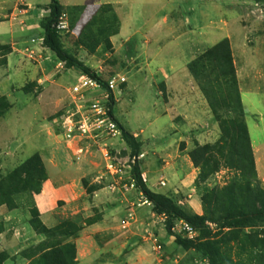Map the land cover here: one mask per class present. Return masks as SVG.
<instances>
[{"label": "rangeland", "instance_id": "rangeland-1", "mask_svg": "<svg viewBox=\"0 0 264 264\" xmlns=\"http://www.w3.org/2000/svg\"><path fill=\"white\" fill-rule=\"evenodd\" d=\"M59 2L64 49L104 81L127 79L113 115L141 144L148 188L213 221L264 210V0ZM79 75L43 37L0 39V264H45L48 243L67 264H208L128 188L125 141L61 136ZM69 224L77 239L62 236ZM208 239L220 264H264V220Z\"/></svg>", "mask_w": 264, "mask_h": 264}, {"label": "trees", "instance_id": "trees-1", "mask_svg": "<svg viewBox=\"0 0 264 264\" xmlns=\"http://www.w3.org/2000/svg\"><path fill=\"white\" fill-rule=\"evenodd\" d=\"M48 12L49 16L41 22V28L44 30V47L50 50L62 63H65L69 69H77L92 78L98 79L103 84H106L101 77L96 75L84 65V63L77 60L64 49L60 40L59 31L56 29V25L63 13V7L59 0H50ZM114 103V99L111 98L110 108L112 116ZM120 128L122 130L123 139L131 151V156L135 159L131 173L135 187L143 197L154 206V210L157 213L162 214L167 218V230L169 234H172L176 221H184L199 232L200 239L197 240L177 237V243L183 249L196 251L202 255L208 264H220L215 243L208 239L212 231L209 224H213L216 230L224 231L253 227L257 222L264 220V210L251 213L239 210L230 212L213 221L206 215H198L188 210L185 204L181 201L151 191L143 179L138 161L141 152V144L133 135L123 129V127L120 126ZM35 226L40 234L46 235L47 239H54L59 236V228L47 230L42 226L40 219L35 220ZM65 228L67 229V227ZM67 230V233L62 235L64 238L77 239L79 237L77 228L74 225L69 224ZM45 246L47 247L42 251V258L45 264H67L63 253L58 246H55L52 243L45 244Z\"/></svg>", "mask_w": 264, "mask_h": 264}, {"label": "built area", "instance_id": "built-area-1", "mask_svg": "<svg viewBox=\"0 0 264 264\" xmlns=\"http://www.w3.org/2000/svg\"><path fill=\"white\" fill-rule=\"evenodd\" d=\"M56 29L60 32L67 29L66 23L59 20ZM103 84L98 79L92 78L80 71L77 82L72 86L70 92L77 104V111L67 117L60 128L61 136L68 141L76 138L106 137L115 141L123 142L122 130L116 122L114 115H111V98L114 102L118 96L123 94V86L127 79L122 75H113ZM135 162V160H134ZM109 168L115 170L114 163ZM165 185V184H163ZM129 189H135V184L130 179ZM145 204H150L145 199ZM180 232L188 239L195 240L199 232L184 221H179ZM211 228L215 226L209 224ZM161 249V247H159Z\"/></svg>", "mask_w": 264, "mask_h": 264}, {"label": "crops", "instance_id": "crops-1", "mask_svg": "<svg viewBox=\"0 0 264 264\" xmlns=\"http://www.w3.org/2000/svg\"><path fill=\"white\" fill-rule=\"evenodd\" d=\"M49 4L50 0H0V39L11 38L14 45L31 47L32 40L44 37L41 17ZM41 208L47 213L50 202L45 200Z\"/></svg>", "mask_w": 264, "mask_h": 264}]
</instances>
